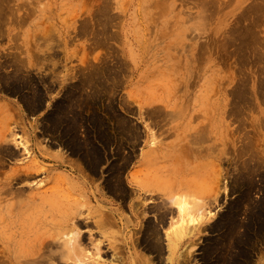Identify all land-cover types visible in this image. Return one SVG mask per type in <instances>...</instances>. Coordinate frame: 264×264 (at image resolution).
Instances as JSON below:
<instances>
[{
	"label": "rangeland",
	"instance_id": "rangeland-1",
	"mask_svg": "<svg viewBox=\"0 0 264 264\" xmlns=\"http://www.w3.org/2000/svg\"><path fill=\"white\" fill-rule=\"evenodd\" d=\"M148 181L205 191L189 198L203 217L176 264H230L237 247L222 239L245 244L249 233L248 264H262L264 0H0V264L72 262L62 246L23 253L58 202L79 204L73 233L92 234L94 264L131 257L145 226L166 245L179 194L138 189ZM103 211L123 215L108 237L93 223ZM90 213L93 227L78 224Z\"/></svg>",
	"mask_w": 264,
	"mask_h": 264
},
{
	"label": "bare ground",
	"instance_id": "bare-ground-1",
	"mask_svg": "<svg viewBox=\"0 0 264 264\" xmlns=\"http://www.w3.org/2000/svg\"><path fill=\"white\" fill-rule=\"evenodd\" d=\"M73 86V85H72ZM75 88V87H74ZM72 90V89H71ZM78 92V91H77ZM88 95V94H87ZM86 95V96H87ZM73 96H75L76 97V94H74ZM78 96V95H77ZM91 96V95H90ZM68 99H70L69 97H68ZM74 99H76V98H74ZM39 101V100H38ZM66 102H67V100H66ZM72 102H73V100H72ZM81 102V101H80ZM76 103H77V100H76ZM69 104V103H68ZM74 104V103H73ZM78 104V103H77ZM82 104V103H81ZM39 105V104H38ZM60 105V104H59ZM75 105V104H74ZM73 105V106H74ZM83 105V104H82ZM81 105V106H82ZM85 105H86V103H85ZM70 106V105H69ZM75 106H77V105H75ZM92 106V105H91ZM59 107V106H58ZM83 107V106H82ZM81 107V108H82ZM87 107V106H86ZM62 108V107H61ZM67 108H68V106H67ZM71 108H72V106H71ZM78 108V107H77ZM84 108V107H83ZM89 108V107H88ZM91 108V107H90ZM76 109V108H75ZM79 109V108H78ZM64 110V109H63ZM66 110V109H65ZM69 110V109H68ZM73 110H74V108H73ZM81 110H83V109H81ZM59 111V110H58ZM69 111H71V109L69 110ZM69 111L67 112V113H69ZM76 111V110H75ZM61 112V111H60ZM74 112V111H73ZM78 112V111H77ZM71 113H72V111H71ZM79 113V112H78ZM63 114V113H62ZM74 114H76L75 112H74ZM82 114V113H81ZM57 115V114H56ZM64 115V114H63ZM78 115V114H77ZM83 115H84V113H83ZM90 115H91V113H90ZM65 116V115H64ZM68 116V115H67ZM49 117V116H48ZM51 117V116H50ZM49 117V118H50ZM54 117V116H53ZM57 117V116H56ZM59 117V116H58ZM61 117V116H60ZM63 117V116H62ZM100 117V116H99ZM101 118V117H100ZM60 119V118H59ZM77 119V118H76ZM76 119H74V120H76ZM63 120H64V117H63ZM78 120V119H77ZM83 120V119H82ZM82 120L80 119V122H82ZM91 120V119H90ZM65 121V120H64ZM101 121V120H100ZM100 121H99V123H100ZM63 122V121H62ZM92 122V121H91ZM76 123V122H75ZM53 124V123H52ZM66 124H67V122H66ZM72 124V123H71ZM78 124H82V123H78ZM86 124V123H85ZM56 125V124H55ZM91 125H92V123H91ZM101 125V124H100ZM60 126V125H59ZM56 127V126H55ZM85 127V126H84ZM87 127V126H86ZM99 130V129H98ZM101 131V130H100ZM105 131V130H104ZM103 131V132H104ZM90 132V131H89ZM99 132V131H98ZM63 133V132H62ZM99 133H101V132H99ZM68 134V133H67ZM102 135H103V133H102ZM99 136H100V134H99ZM69 137V136H68ZM100 137H102V136H100ZM99 137V138H100ZM108 137V136H107ZM91 138V137H90ZM103 138V137H102ZM110 138H108V140H109ZM83 140V139H82ZM89 140V139H88ZM101 140V139H100ZM107 140V141H108ZM84 141V140H83ZM80 144V143H79ZM84 144V143H83ZM86 144V143H85ZM105 144V143H104ZM78 146V145H77ZM105 146H106V144H105ZM104 146V147H105ZM75 148V147H74ZM79 148H80V146H79ZM90 148V147H89ZM68 149H70V148H68ZM87 149V148H86ZM101 149V148H100ZM89 151L88 152H91L92 151V149H88ZM102 150V149H101ZM84 152H86V151H84ZM94 152V151H93ZM92 152V153H93ZM76 153H79V154H81V152L79 151V152H76ZM83 153V152H82ZM92 153H90L89 155H88V157L90 156V166H91V168H92ZM102 154L104 153V152H101ZM82 156H84L85 155V153H84V155L83 154H81ZM97 155H98V153H97ZM149 155V154H148ZM147 155V156H148ZM81 156V157H82ZM87 156V155H86ZM86 156H85V158H86ZM100 156V155H99ZM102 156V155H101ZM95 157V156H94ZM97 157V156H96ZM101 158V157H100ZM104 158V157H103ZM95 159V158H94ZM102 159V158H101ZM100 159V160H101ZM96 160V159H95ZM99 160V161H100ZM103 160V159H102ZM98 161V160H97ZM97 161H94L93 160V162L94 163H96ZM69 162V161H68ZM99 163V162H98ZM101 164V163H100ZM63 165V164H62ZM95 165H97V164H95ZM89 166V167H90ZM76 167V166H75ZM118 167V166H117ZM117 167H116V169H117ZM72 168H73V166H72ZM86 168H87V166H86ZM98 168H99V166H98ZM77 169H78V166H77ZM83 170V169H82ZM94 170V169H93ZM96 170V169H95ZM119 170V169H118ZM79 171V170H78ZM98 171V170H97ZM123 171H125V170H123ZM254 171H255V169H254ZM81 172V171H80ZM92 172V171H91ZM94 172V171H93ZM257 172V171H256ZM82 173V172H81ZM84 173V172H83ZM123 173V172H122ZM251 174H252V172H250ZM134 174V173H133ZM154 174V173H153ZM254 174H255V172H254ZM120 177V176H119ZM118 177V178H119ZM116 178V177H115ZM110 179V178H109ZM121 180V179H120ZM133 180V179H132ZM136 180H137V178H136ZM149 180V179H148ZM110 181V180H109ZM141 181V180H140ZM144 182H145V180H143ZM121 182V181H120ZM246 182V181H245ZM139 184H138V189H140V190H145V189H147V190H150V191H161V190H163L165 193H166V195L168 196V198H169V196H171L172 197V195H174V194H179V198H178V200L176 201V203H177V210H178V212L180 213V215H181V219L179 220V221H177V223L176 224H174V225H172V227H171V229H169L168 231H167V233L165 234V240L167 241V244L165 245V244H161V242H160V239L163 237H161L160 238V232H159V230L157 229L158 227H156V225H151V228L152 229H150L149 227L147 228L146 226L145 227H143L142 229H137V233L139 234V236H136V238H134V240H133V243L135 244V245H137V247H138V251H136L135 253L132 251L131 252V257H130V255L128 256V252H127V254H126V252H124L123 250H118L117 252L116 251H114L113 252V254L111 253L109 256L110 257H108L109 259L111 258V256H112V259H111V263H114V264H118L117 262H119V264H127V263H125L124 262V260L126 261L127 259H131V261H130V259H129V264H161L162 263V261H161V263L159 262V259H160V257H162L161 255L164 253V251H165V249H166V251H165V253L167 252V257H165V259L168 261L167 263L168 264H176V262H177V260H178V258H176L178 255L180 256V247H181V244H182V242L186 239V238H188V236H190V235H193L194 234V232L196 231V229L198 228V226H199V224H200V222L202 221V217H203V213L202 214H200L199 213V210H200V207H202V205L200 206L199 205V203H197L196 202V200H194V201H192L191 199H189L190 197H193V199L194 198H196L197 196H201L202 197V193H204V192H202L203 190H202V188H200L199 190H198V192H196V191H192V192H187V191H184V190H181V188L180 187H174L171 183L170 184H160V183H158L157 181H148V183H143V182H138ZM247 183V182H246ZM249 184H250V182H248ZM248 183H247V185H248ZM244 185H245V183H244ZM117 186V185H116ZM250 186H252V185H250ZM113 188V187H112ZM249 187L247 186V189H248ZM204 189H206V188H204ZM252 188H249V190H251ZM209 190V189H208ZM127 191V190H126ZM146 191V190H145ZM112 192H114V190L112 191ZM209 192V191H208ZM111 193V192H110ZM118 193V192H117ZM152 193V192H151ZM207 193V192H206ZM120 194V193H119ZM146 194V193H145ZM150 194V193H149ZM164 194V193H163ZM205 194V193H204ZM113 195V194H112ZM143 195H144V193H143ZM249 195V194H248ZM162 196V195H161ZM250 196V195H249ZM248 196V197H249ZM147 198V197H146ZM158 198V197H157ZM198 198V197H197ZM245 198V197H244ZM247 199V198H246ZM245 199V200H246ZM96 200V199H95ZM241 201V200H240ZM249 201H250V199H249ZM162 202H164V201H162ZM175 202V201H174ZM264 202V201H263ZM138 203V202H137ZM142 203V202H141ZM168 203V202H167ZM175 203V204H176ZM242 203V202H241ZM241 203H239V205L241 204ZM140 204V203H139ZM138 204V205H139ZM158 204H160V203H158ZM163 204H165V203H163ZM78 203L77 202H72V203H70V202H64L63 204H62V207H61V204L58 202L57 204H56V206H57V215L54 217V218H52V219H50V220H53V221H51L50 223H47V221L48 220H46L45 221V223L43 224V226L44 227H42V228H44V229H39V231H38V233L34 236V238H32L31 240H29L28 241V245H27V249L25 250V251H23V253L25 254V256L26 257H29V258H34V259H36L38 256H41V254L43 255V253H44V255L46 254V253H49L50 255L49 256H51L52 254V252L54 253V252H57V251H54L53 249L54 248H56V247H58V246H62V247H64L66 250H67V255L69 254L70 256L69 257H71V259H72V262L71 261H69V262H71V263H69V264H89L88 262L90 261V264H94V263H97V262H100V260H99V257L100 256H98V254H96V253H94V254H92L91 252H93V251H90L89 250V248H90V246H86V244L87 245H89V244H92V234H90V235H88L89 233L87 232V234L86 235H88V236H90L91 238H85V234L83 235V236H78V235H76V233H73V231H75L76 230V227L74 226V222L77 220V213H78ZM137 204H136V206H138ZM142 205H144V203H142ZM148 205V204H147ZM151 205V204H150ZM156 205V204H155ZM154 205V206H155ZM244 205H245V203H244ZM249 205H250V203H249ZM134 206V205H133ZM140 206H141V204H140ZM162 206H164V205H162ZM167 206V205H166ZM205 205L203 204V207H204ZM235 206V205H234ZM233 206V207H234ZM246 206V205H245ZM261 206V205H260ZM149 207V206H148ZM147 207V208H148ZM157 207V206H156ZM140 208V207H139ZM144 208V207H143ZM151 208V207H150ZM161 208V207H160ZM164 208V207H163ZM239 208H241L240 206H239ZM252 208H256V205H255V207H252ZM257 208H259V206H257ZM103 209V208H102ZM146 209V208H145ZM157 209V208H156ZM165 209V208H164ZM163 209V210H164ZM167 209V208H166ZM132 210V209H131ZM239 210V209H238ZM237 210V211H238ZM242 210V209H241ZM249 210V209H248ZM259 210V209H258ZM137 210H135V212H136ZM148 212H149V210H147ZM154 211H155V209H154ZM157 211H160L159 210V208L157 209ZM231 211H235V210H233V209H231ZM251 211V210H250ZM249 211V212H250ZM260 211V210H259ZM262 211V210H261ZM82 212V211H81ZM132 212H133V210H132ZM143 212H144V210H143ZM165 213H167L166 212V210L164 211ZM168 212H170L169 211V209H168ZM172 212V211H171ZM170 212V213H171ZM245 212H246V210H245ZM257 212V211H256ZM140 213V212H139ZM159 213V212H158ZM164 213V214H165ZM253 213V212H252ZM81 214V213H80ZM99 214V217L97 218V215H96V218H94V224H95V228H98L102 233H103V235L104 236H106V237H108V233H107V231H105L104 232V228L105 227H107V226H110V225H118V222H119V220H122V217H123V215L121 214V213H114V212H107V211H103V212H100V213H98ZM141 214V213H140ZM143 214V213H142ZM169 214V213H168ZM237 214V213H236ZM238 214H240V210H239V213ZM260 214H262V213H259V215ZM160 215V214H159ZM179 215V216H180ZM232 215V214H231ZM233 215H235V213H233ZM248 215H250V214H248ZM94 216V215H93ZM138 216L140 217V215L138 214ZM236 216V215H235ZM251 216V215H250ZM142 217H143V215H142ZM222 217V216H221ZM260 217H261V215H260ZM80 218H81V216H80ZM79 218V219H80ZM161 218V217H160ZM163 218H165V216L163 217ZM225 218V217H224ZM229 218V217H228ZM262 218V217H261ZM76 219V220H75ZM141 219V218H140ZM149 219V218H148ZM155 219V218H154ZM156 219H157V217H156ZM156 219L154 220L155 221V223H157L160 219H158V221L156 222ZM230 219V218H229ZM229 219H228V221H229ZM233 219H234V217H233ZM49 220V221H50ZM75 220V221H74ZM92 213H90L87 217H85L83 220H82V218H81V221L79 220L78 221V224H85V225H87V226H91V227H93L94 225L92 224ZM126 220V219H125ZM152 220H153V217H152ZM222 220V219H221ZM260 220H262V219H260ZM163 220H161V222H162ZM252 221V220H251ZM127 222H130V220H129V218H127ZM145 222H146V220H145ZM220 222V221H219ZM239 222V221H238ZM258 222V221H257ZM256 222V223H257ZM262 222V221H261ZM76 223H77V221H76ZM159 223H160V221H159ZM223 223H225V222H223ZM227 223V222H226ZM226 223L225 224H223V226L224 225H226ZM253 223V222H252ZM255 223V224H256ZM144 224V223H143ZM165 224V223H164ZM218 224H220L221 225V222L220 223H218ZM229 224H230V222H229ZM251 224V223H250ZM260 223H258V225H259ZM81 225H79V226H81ZM93 225V226H92ZM160 225V224H159ZM162 225V224H161ZM233 225H235V224H233ZM263 225V224H262ZM262 225H260V226H262ZM141 226V225H140ZM140 226H138L139 228H141ZM143 226V225H142ZM245 226V225H244ZM86 227V226H85ZM222 227V226H221ZM227 227H229V226H227ZM238 227V226H237ZM79 228V227H78ZM219 228H220V226H219ZM224 228V227H223ZM250 228V227H249ZM257 228H259L258 226H257ZM247 229V228H246ZM136 230V229H135ZM218 230V229H217ZM233 230H235V229H233ZM261 230V229H260ZM80 231V230H79ZM161 231V230H160ZM223 231H224V229H223ZM222 231V232H223ZM228 231H230L229 229H228ZM238 231V230H237ZM258 231V230H257ZM70 232H72L71 234H70ZM135 232V231H134ZM235 232V231H234ZM260 232V231H259ZM93 233V232H92ZM95 233V232H94ZM136 233V234H137ZM226 233V232H225ZM236 233V232H235ZM243 233V232H242ZM261 233V232H260ZM96 234V233H95ZM250 234V233H249ZM249 234H248V236H247V239H245V244H242L243 243V241H241L240 243H238L239 242V240H238V245L240 246H238V245H235L236 244V242L234 241H231L232 243L231 244H228V243H225V242H223L224 241V239H222V245H225V244H227V246H229V248L231 249L230 251V253H232V250L233 249H235L236 247H237V251H236V256H235V260H233L232 262L230 261V264L231 263H234V262H236L235 264H248V262L249 261H251L250 259H251V254H250V251H249V255L246 253V251L248 250V249H250V250H252V248H253V244H252V240H251V236H249ZM94 235V234H93ZM102 235V236H103ZM221 234H219V236H220ZM226 235V234H225ZM231 235H232V231H231ZM240 235V234H239ZM98 236V235H97ZM132 236H134V235H132ZM221 236H224V234L223 235H221ZM245 236V235H244ZM242 237H243V235H242ZM241 237V238H242ZM246 237V236H245ZM97 238H99L100 239V237L98 236ZM103 238V237H102ZM224 238V237H223ZM229 238H231V237H229ZM226 239V238H225ZM232 239V238H231ZM243 239V238H242ZM95 242L98 240H96V239H93ZM221 240V239H220ZM14 243H12V242H10V244H11V246H13V247H17L18 245L20 246L21 245V243H19L18 241H15V240H12ZM86 241H87V243H86ZM89 241V242H88ZM100 241V240H99ZM162 241V240H161ZM255 241V240H254ZM94 242V243H95ZM127 242V241H126ZM228 242V241H227ZM261 242V241H260ZM89 243V244H88ZM162 243H163V241H162ZM230 243V242H229ZM98 244V243H97ZM102 244H104L103 242H102ZM219 244V243H218ZM217 243L215 244V245H218ZM242 246H241V245ZM105 245V244H104ZM243 245H245V246H243ZM103 246V245H102ZM101 246V247H102ZM119 245H117V246H112V247H114V250H117V247H118ZM210 246H212V245H210ZM247 246H248V248H247ZM61 247V248H62ZM99 247H100V245H99ZM99 247L98 246H96V248H97V250H99ZM108 247V246H107ZM216 247V246H215ZM225 247V246H224ZM60 248V249H61ZM104 248H105V246H104ZM109 248H111V247H109ZM122 248V247H121ZM212 248V247H211ZM229 248H228V250H229ZM240 248V249H239ZM59 248H57V250H58ZM59 249V250H60ZM63 249V248H62ZM90 249H92V248H90ZM215 249V248H214ZM217 249H218V246H217ZM221 249H224V248H222L221 247ZM53 250V251H52ZM65 250V251H66ZM92 250H94L95 251V249H92ZM101 250V249H100ZM105 250V249H104ZM205 250H208V247H207V249H205ZM204 250V251H205ZM216 250V249H215ZM246 250V251H245ZM261 250V249H260ZM62 250H60V251H58V253H60ZM212 251V250H211ZM217 251V250H216ZM235 251V250H234ZM12 252V251H11ZM10 252V253H11ZM101 252V251H100ZM104 252V251H103ZM102 252V253H103ZM146 252H154V256H153V258L155 259V261L154 262H151V257H147V256H145V253ZM208 252V251H207ZM209 252H210V249H209ZM209 252H208V254H209ZM218 252V251H217ZM20 253H22V252H19V253H17V252H14L13 253V255H11V256H13L12 258L13 259H15V260H19L20 259V257H21V255L23 254H20ZM105 253H106V251L102 254V255H105ZM108 253V252H107ZM165 253H164V255H165ZM182 253H184V250H183V252ZM228 254L229 255V257H230V255L231 254ZM56 254V253H55ZM216 254H218V253H216ZM225 254V253H224ZM48 255V254H47ZM46 255V256H47ZM63 255V254H62ZM62 255L60 254L59 255V257L61 256L62 257ZM66 254H65V252H64V256L62 257L63 259H65V257H68V256H65ZM126 255V256H125ZM146 255H147V253H146ZM184 255H186L185 253H184ZM207 255V254H206ZM222 255V254H221ZM233 255V254H232ZM251 255V256H250ZM49 256H47V258L49 257ZM94 256H98V258H94ZM187 256V255H186ZM219 256V255H218ZM223 256V255H222ZM105 257H107V256H105ZM157 257L159 258V259H157ZM181 257H182V255H181ZM183 257H185V256H183ZM210 257H212V256H210ZM226 257V256H225ZM234 257V256H233ZM54 258V257H53ZM52 258V259H53ZM61 258V259H62ZM162 258H164V257H162ZM208 258H209V255H208ZM223 258H224V256H223ZM24 259V258H23ZM51 259V260H52ZM60 258H59V261L61 260ZM68 259H70V258H68ZM104 259V258H103ZM206 259V258H205ZM50 260V261H51ZM58 260V259H57ZM160 260H163V259H160ZM183 260V259H182ZM185 260V259H184ZM187 260V259H186ZM227 260V259H226ZM25 261H28V259L27 260H25ZM24 261V262H25ZM34 261V260H33ZM56 261V260H55ZM64 260H62V262H63ZM65 261H67V260H65ZM92 261H94V263H92ZM164 261V260H163ZM187 261H189V260H187ZM220 261H222L221 259H220ZM32 262V261H31ZM52 262V261H51ZM165 262V261H164ZM184 262V261H183ZM207 262V261H206ZM214 262V261H213ZM216 262V261H215ZM26 263V262H25ZM30 263V262H29ZM34 263H35V261H34ZM33 263V264H34ZM40 263V262H39ZM38 263V264H39ZM43 263H46V262H43ZM59 263V262H58ZM166 263V264H167ZM261 263L262 264H264V260L262 261V259H261ZM27 264V263H26ZM32 264V263H31ZM41 264V263H40ZM180 264H181V262H180ZM185 264V263H184ZM221 264H222V262H221ZM229 264V263H228ZM256 264V263H255Z\"/></svg>",
	"mask_w": 264,
	"mask_h": 264
}]
</instances>
